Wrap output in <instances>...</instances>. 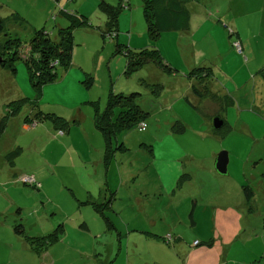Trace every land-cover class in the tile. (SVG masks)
Returning <instances> with one entry per match:
<instances>
[{"label":"rangeland","instance_id":"1","mask_svg":"<svg viewBox=\"0 0 264 264\" xmlns=\"http://www.w3.org/2000/svg\"><path fill=\"white\" fill-rule=\"evenodd\" d=\"M102 1L119 11L115 32L108 28ZM0 2L6 5L0 14L7 32L23 46L32 27L57 39L60 28L71 25L62 10L79 19L71 64L55 68L54 82L36 85L23 60L14 63L15 73L0 67V264H264V0H189V28L156 40L149 35L145 0ZM4 44L2 34L0 51ZM143 49L157 50L176 75L154 63L128 73L125 51ZM185 75L196 78L190 87ZM192 88L202 96L191 94ZM111 94L135 95L147 114L146 131L135 125L117 137L113 148L124 145L127 151H115L106 167L110 181L119 171L129 181L114 207L123 224L113 229L106 211L96 215L92 203L79 200V179H90L102 151L81 144L77 135L72 145L65 142L73 126L87 124L89 136H99L93 145L99 149L101 139L106 146L92 127ZM215 118L224 123L219 130ZM169 121L186 127L176 131L183 134L170 149L161 145L167 143ZM222 152L229 154L227 175L216 170ZM170 168L195 173L196 188L186 183L181 193L154 199L148 189ZM209 169L217 180L202 173ZM24 176H34L39 191L22 183ZM245 187L254 195L250 202ZM188 190L199 192L195 207ZM143 199L148 213L160 219L152 222L140 213ZM134 216L143 222L137 232L128 224ZM14 218L23 236L15 233ZM48 224H63L66 236L47 252H35L30 239L49 234Z\"/></svg>","mask_w":264,"mask_h":264},{"label":"trees","instance_id":"2","mask_svg":"<svg viewBox=\"0 0 264 264\" xmlns=\"http://www.w3.org/2000/svg\"><path fill=\"white\" fill-rule=\"evenodd\" d=\"M188 2L189 0H145V16L149 23V35L151 39L156 40L167 32L187 30L191 23V13L188 9ZM101 8L109 19V30L115 32L113 29L117 26L118 9H114L103 1L101 3ZM62 14L66 19L71 21V25L67 28H60L57 39H52L51 33H47L44 29H35L32 31V38L28 45L26 44L25 46H23V42L20 38L14 37L10 32H7L6 19L0 14V35H5V44L0 51V55L4 59V63L1 67L8 68L15 73L16 67L14 63L18 60H23L29 68L31 78L36 85L54 82L58 76L57 73L54 72L55 68L57 66L68 68L71 64L74 49L73 30L76 28V19H78L77 16L69 15L66 12ZM81 23L87 24V21L83 20ZM23 48L27 49V52L25 51L27 55H24V52H22ZM125 54L127 59L126 70L128 73L139 70L141 67L150 63L156 64V66L163 69L169 75L174 76L177 73V71L164 61L157 50H127ZM195 94L202 96L201 93L198 94L197 91ZM135 98V95L125 97L111 94L106 112L99 114L96 121V127L106 139V166H109L114 160L116 150L115 147L113 148V141L117 139L121 133L132 131L133 126L136 125V127H139L141 123H144L147 117V114L135 103ZM66 125L67 124H62V126ZM175 126V130H182L185 128L181 124ZM122 146L123 145H120L118 148L121 149ZM183 179L181 181H183ZM244 189L246 200L250 202L254 195L248 187ZM110 204V201H106L102 204L93 205L96 211L102 213ZM107 221L109 222L108 218ZM14 231L16 234L23 236L22 224L16 225ZM64 234V227L60 225L52 234L42 238H33L30 239V241L34 246L35 252H44L52 245L58 244Z\"/></svg>","mask_w":264,"mask_h":264},{"label":"crops","instance_id":"3","mask_svg":"<svg viewBox=\"0 0 264 264\" xmlns=\"http://www.w3.org/2000/svg\"><path fill=\"white\" fill-rule=\"evenodd\" d=\"M97 1V0H96ZM4 7H6V5L4 3H1L0 2V8L1 10L3 11ZM17 11H13L11 9V13H14L16 14ZM61 13H65L64 10H62ZM92 14V13H91ZM90 14V15H91ZM13 15V14H11ZM86 15L89 16L88 13H86ZM36 28L35 27H32L30 32L34 31ZM193 64L191 62H189V68H192ZM185 77L188 79L190 78L191 80H189V87L192 85V83H194L196 81V78H194L193 76L189 77V75H185ZM194 88V87H193ZM193 88H192V92L190 90V93L193 94L194 96L197 97V95L195 94V92L193 91ZM179 123V122H177ZM169 124H171V131L170 133H168V136L166 138L167 140V143H161V145H165L167 146L169 149L171 146H177V143L174 138L177 137V135H181L183 134V132H176L177 130L174 129V125L172 124V122L169 121ZM24 128L26 129H29V125H26L24 124ZM97 127H92L93 131H95L96 133H100L97 129ZM77 130V133L73 135L74 133V130ZM186 129V127H185ZM184 129V131H185ZM70 136L67 138L68 140L66 141L65 139V142L68 143V145H72V142L74 141V139L76 137H73V136H79V139H80V142L81 144H86V145H89L93 150L97 151L100 155L101 151L103 153V158L102 160L99 159V161L97 162H93L92 164H94V167L93 169H90L89 172L91 173L90 174V179H88L86 177V181L84 182L83 179H79V187H78V190L81 191L82 193V197H79L80 199L79 200H83L84 198V202H89L92 203V204H102V203H105L106 201H110L111 204L110 206L105 210L107 213H105V215L108 217L109 219V223L111 224V229L114 228V226H116V228L118 227L119 224H123L122 222V219H121V214H117V212L115 211L114 207H115V203L117 202V195L121 192L120 190H122V188L124 186H126V184L129 182V181H125L122 177V174H120V171L117 173V175H113L112 176V181H110V171L111 169L109 168H106V163H105V147L102 140L100 139L99 142L101 143L100 145V148H96L95 145H93V140L96 138V137H99L95 134L94 137H91L89 136V134L92 133V130L89 126H87V124H78V126H73L71 131H70ZM101 135L103 136V134L101 133ZM105 140V139H104ZM165 140H163L164 142ZM106 142V141H105ZM116 142V139L113 141V143L115 144ZM119 146V145H118ZM103 147V148H102ZM148 149H149V152L150 154L154 155V148L153 147H150V146H147ZM101 150V151H100ZM117 150H120V151H123V152H126L127 151V148L126 146H122L121 149L117 148ZM116 150V151H117ZM117 153V152H116ZM104 161V162H103ZM114 161V160H113ZM112 161V163H113ZM87 165L89 163H86ZM91 164V163H90ZM111 165V163L109 164ZM104 167V178L102 177L101 175V167ZM13 171V170H12ZM114 172V171H113ZM117 172V171H116ZM16 173V172H15ZM204 175L206 176H210L211 177V180L214 179V180H217L218 178V174H216V172H214L212 169H209V170H204L202 172ZM182 175V176H180ZM134 175H131L130 177H132ZM160 176H161V180L158 182V185L157 187L154 189V190H150L148 189V193H152L153 196H154V199H158L157 198V195L160 194V196H164V195H168V194H172L175 195L177 192H180L181 193V188H183L185 186L186 183H190L191 185V189L193 188H196V184L195 182L197 181V175L193 172H191V174H185V172H183V170H181V172H177L176 170H172L171 168L167 171L164 172V174L160 173ZM34 177V176H33ZM182 177H184V182H181V179H183ZM38 178V177H37ZM40 180V179H39ZM187 180V181H186ZM191 181V182H190ZM195 184V185H194ZM11 186H13V182H10ZM204 186V185H202ZM104 188H106L107 190V193H110V197L109 196H106L105 195V198H103L104 200L102 201V197H103V190ZM199 188V187H198ZM190 189V190H191ZM188 190V194L191 195V197L193 198V202H194V207L197 206L198 204V200H197V197L199 195V192L198 191H195V190H192L190 191ZM39 191V190H37ZM190 191V192H189ZM73 193L76 195L75 191H73ZM188 194H186V196H188ZM150 194H148L149 196ZM244 198L245 197V193H244ZM255 198V197H254ZM105 201V202H104ZM143 203L140 205V209H141V212L140 213H143L144 217L146 219H149L151 220L152 222L155 221L156 219H160L158 217V215L156 214H150L148 213L147 211V208H146V205H148L147 203H144V199L141 200ZM148 201V200H147ZM101 202V203H100ZM254 203V201H253ZM88 206V205H87ZM22 209L20 208L17 212H18V215L20 213H22ZM195 211V210H194ZM16 212V213H17ZM96 213V215L99 214L98 211H94ZM90 215V213H88ZM104 214V213H103ZM93 217H96V216H93ZM111 217V218H110ZM82 220L83 221H86V217L85 215L81 216ZM117 222V224H113L112 223V220ZM139 216H134L133 218H131L129 221H128V224H132L133 228L131 229L132 232H137L138 229H137V226L138 225H141L143 222H141L139 220ZM191 219H194V213H192L191 215ZM65 220H68L70 221L69 219H67L65 217ZM74 219H71V221H73ZM18 222V218H14V222H13V229L15 228L16 225L18 224H21V223H17ZM81 222V221H79ZM86 223V222H85ZM62 225L64 227L63 224H59L58 226ZM136 225V226H135ZM55 226V227H54ZM56 224L55 225H52L50 227V225H45L44 227H47L49 228L51 231H49L50 233L45 235V236H41L39 238H42V237H46L50 234H52L54 232L55 229H57L58 227ZM127 226V227H126ZM123 225V230L125 231H129V227L128 225ZM97 227L100 228V225L98 224ZM137 230H136V229ZM64 230H65V227H64ZM117 230V229H116ZM19 235V234H18ZM64 236V235H63ZM65 236H66V230H65ZM37 238V237H36ZM53 246V245H52ZM51 246V247H52ZM50 248V247H49ZM49 249H47L45 252H47ZM98 263H99V260H98Z\"/></svg>","mask_w":264,"mask_h":264},{"label":"water","instance_id":"4","mask_svg":"<svg viewBox=\"0 0 264 264\" xmlns=\"http://www.w3.org/2000/svg\"><path fill=\"white\" fill-rule=\"evenodd\" d=\"M4 63L3 57L0 55V67ZM214 128L216 130L221 129L224 126L223 121L220 118H215ZM228 165H229V154L227 152H222L218 155L216 159V170L220 175L228 174Z\"/></svg>","mask_w":264,"mask_h":264},{"label":"built area","instance_id":"5","mask_svg":"<svg viewBox=\"0 0 264 264\" xmlns=\"http://www.w3.org/2000/svg\"><path fill=\"white\" fill-rule=\"evenodd\" d=\"M235 46L241 50V47H240L239 43H235ZM138 128H139L140 131H146L147 124L146 123H141ZM21 179H22V181H21L22 183H24V184H26L28 186H31V187H33V188H35L37 190L41 186L40 183H38L36 178L33 177V176H24Z\"/></svg>","mask_w":264,"mask_h":264}]
</instances>
